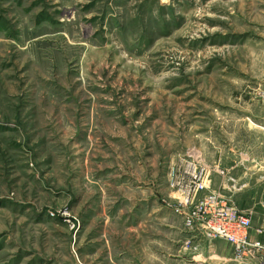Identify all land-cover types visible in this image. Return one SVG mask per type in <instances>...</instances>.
<instances>
[{
  "label": "rangeland",
  "instance_id": "rangeland-1",
  "mask_svg": "<svg viewBox=\"0 0 264 264\" xmlns=\"http://www.w3.org/2000/svg\"><path fill=\"white\" fill-rule=\"evenodd\" d=\"M259 140L264 0H0V264H76L47 212L81 230L88 205L116 201L119 217L143 205L155 264H183L180 246L200 264L174 186L220 160L241 205ZM122 233L141 256L142 233Z\"/></svg>",
  "mask_w": 264,
  "mask_h": 264
},
{
  "label": "crops",
  "instance_id": "crops-1",
  "mask_svg": "<svg viewBox=\"0 0 264 264\" xmlns=\"http://www.w3.org/2000/svg\"><path fill=\"white\" fill-rule=\"evenodd\" d=\"M257 144V146L254 144L248 146L246 144L245 146L241 161L242 204H236L234 201L233 203L244 214H248L251 219V229L248 232L249 241L264 243V140H259ZM208 164L211 167L208 190L227 197L226 181L229 179L228 175L232 167L228 170H220L222 169L220 160H214ZM168 193L170 197L174 196L172 191ZM201 195L199 194V196ZM228 196L232 197L231 195ZM120 207L121 204H118L117 201L113 204L88 205L86 212L90 216L84 215L82 217L80 221L81 230H78V227L72 229L69 223L60 219L55 220L65 228L68 227L69 233L72 231L70 241L72 252L75 253L73 256L76 264H155L154 229L151 226L150 230L147 227L145 231L140 230L143 223L137 219L139 212L144 208L143 205L131 204V211L134 212L135 210V214L132 212L128 216H121L122 218L116 215V211L120 210ZM97 211L101 213L99 214L101 219H99L100 217L98 219L93 218L98 215H93ZM166 226L169 227V225ZM123 227L130 229V233H132L130 236L131 243L133 242V232L136 243L140 237L139 233H142V240H145L146 247L143 248L141 256L138 250H129L123 246L121 241ZM110 228H114L116 231ZM194 236H191V240L199 249L196 255L200 264H264V258L259 257L246 262L236 260L232 251L224 249L225 241L223 242V240L206 241L202 237ZM181 248L180 246L178 249V256L187 261L189 257L182 252ZM79 255L82 257V262L79 260ZM162 258L164 260V257ZM192 258L194 259V257ZM185 261L183 264H186Z\"/></svg>",
  "mask_w": 264,
  "mask_h": 264
},
{
  "label": "built area",
  "instance_id": "built-area-1",
  "mask_svg": "<svg viewBox=\"0 0 264 264\" xmlns=\"http://www.w3.org/2000/svg\"><path fill=\"white\" fill-rule=\"evenodd\" d=\"M209 171L210 167L199 159L186 163L183 176L174 186L179 205L170 204L168 208L181 216L184 229L194 237L226 241L233 248L236 260L264 258V243L249 241V215L239 210L231 198L208 190ZM47 213L51 219H60L75 228V224L66 219L65 210ZM191 241L189 239L185 244L191 246Z\"/></svg>",
  "mask_w": 264,
  "mask_h": 264
}]
</instances>
